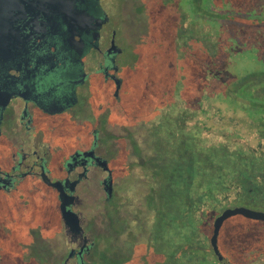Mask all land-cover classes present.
<instances>
[{
    "label": "flooded vegetation",
    "instance_id": "flooded-vegetation-1",
    "mask_svg": "<svg viewBox=\"0 0 264 264\" xmlns=\"http://www.w3.org/2000/svg\"><path fill=\"white\" fill-rule=\"evenodd\" d=\"M153 4L0 0V80L9 76L6 91L13 93L0 121V264H194V154L210 147L198 145H207L200 138L206 130L195 131L193 103L179 106L178 66L151 87L156 90L143 86L144 100L130 106L133 78L147 71L138 62L146 27L157 22L144 15ZM189 32L181 30L187 58ZM209 34L210 27L202 36L207 43ZM142 133L154 137L153 148L133 143ZM132 169L156 190L137 198L119 191ZM223 173L232 180L227 192L235 190L234 207L250 209L244 199L264 193L262 159L232 161ZM62 204L75 215L69 224ZM240 217L246 218L226 219L217 239L234 264L221 238L225 224Z\"/></svg>",
    "mask_w": 264,
    "mask_h": 264
},
{
    "label": "rangeland",
    "instance_id": "rangeland-1",
    "mask_svg": "<svg viewBox=\"0 0 264 264\" xmlns=\"http://www.w3.org/2000/svg\"><path fill=\"white\" fill-rule=\"evenodd\" d=\"M153 1L154 4L151 7L144 9V15L155 16L157 22L149 23L146 27L148 28L147 42L143 49L145 55L138 62L147 71H141L133 78L132 90H134L131 92L130 106L134 108L144 100V97H141L143 86L154 91L156 89L151 87H154L157 82L167 81L172 65L175 64L179 68L177 94L179 106L185 107V103H193L195 114H197L195 131L202 126L206 130L200 138L205 139L207 145H204L202 141L198 144L199 147L214 148L224 145L230 150L229 152L226 149L227 153L231 154V160L241 159V157L235 158L234 155L240 152L244 157L247 155V159L252 160V157L256 160L260 159L264 156V116L256 115L262 112V109L258 108L260 103L255 104L253 101H264V88L258 81L264 74V0H224L233 2V6L237 8L236 13L240 12L239 17L236 18L238 22L218 21L219 24L214 26L218 30L214 31V34H209L208 43L202 36L207 34L208 27L211 28V22H208V18L203 14L195 11L197 5L201 4L202 7V0H193L188 7L186 0L183 2L177 0L176 5L171 0ZM221 2L222 0H213L217 7H220ZM108 8L113 9L111 5ZM127 9L134 14L135 7L128 5ZM220 10L225 13L227 7L217 8L216 12ZM115 13L118 14V12ZM227 18L224 20H228ZM163 21L167 25H164ZM176 27L180 31H176ZM187 28L191 30L190 41L191 37L193 38L189 58L181 49L182 42L187 40L186 36L183 37L181 30L187 31ZM216 32L218 36L215 38ZM217 38L220 41L218 53L210 64V50ZM188 80L191 81L188 82ZM134 100L137 102L134 103ZM251 112L257 117L250 118ZM148 138L150 137L142 133L134 136L133 143L135 142L141 149H146L149 144L150 146L152 144L153 148L154 137H151V140ZM118 145L120 146V142L116 144V147ZM259 145L263 148H259ZM119 159L124 160L123 164H125V157L121 156ZM124 175H130V182H125L124 186L118 183L117 187L126 195L137 198L142 193H151L156 190L154 184L140 182L138 178L140 174L133 169ZM195 181L191 185L195 197L194 204H199L201 209L195 212L194 244L204 247L201 253L195 252V261L200 258L203 264H219L210 246L212 224L222 210L237 206L239 202L234 199L235 190L230 191V194L226 193L229 196L228 200L224 199L226 194L222 191L215 194L213 198V200L218 199L217 202L220 201V203L211 202L208 199L209 196L204 195L201 189L199 191ZM227 184L229 183L226 181L224 185ZM194 185L198 193L195 192ZM244 185L249 186L247 183ZM180 186L185 190V184ZM255 196L260 198L257 192ZM250 209L264 214V203H259L258 206H252ZM249 225L239 218L230 219L224 227L221 247L236 264H264L263 223L259 224V230L256 229L259 236L255 237L247 235ZM3 233L7 234L6 231ZM257 240L261 248L255 242ZM183 263L179 260V264Z\"/></svg>",
    "mask_w": 264,
    "mask_h": 264
},
{
    "label": "trees",
    "instance_id": "trees-1",
    "mask_svg": "<svg viewBox=\"0 0 264 264\" xmlns=\"http://www.w3.org/2000/svg\"><path fill=\"white\" fill-rule=\"evenodd\" d=\"M222 6L224 8L227 7V10L225 11V13L222 12L221 10L219 12H216L217 8L222 9L223 8ZM236 10H237V8L233 6V2H231V1L225 2L224 0H222V2L220 3V7H217L216 4L213 3V0H202V7L200 4V5H197L195 8V11L197 13L204 14V16L207 17L209 19V21L211 22L210 33H212V34H214V31L218 30L216 27H214V26L219 24L218 21L238 22V21H236V18L239 17L238 15H240V12L236 13ZM224 18H227L228 20H224ZM216 36H218V32L215 33V38H216ZM219 42L220 41L218 40V38H217L215 44H213V42H212L213 45H212L211 50H210V60H211L210 64H212L213 58H215V56H217L216 54L218 53L217 51L219 48V45H218ZM215 49H216V51H215ZM261 76H263V77H261ZM261 76H260V80H258V81H260V85L264 88V74H262ZM253 102L255 104L260 103L258 105V108L262 109V112H264V101L256 100V102L255 101H253ZM225 147L226 146H224V145H222L220 147H214V148H212L210 146V148L207 151H203V152L202 151H195V154H194V156H195L194 157L195 178H197V180H198V181L197 180L195 181L196 186L199 189V191H200V189L202 190L204 195L209 196L208 199L211 202L216 201L217 204H219L220 201L217 202L218 199L213 200L215 194H218L219 192H222V191L227 192L228 185H230V182H232L231 179L229 180V179H225L223 177L224 176L223 170H225V171L230 170L232 167V161L251 160V159H247L248 158L247 155L244 157L243 153H241V152L238 154H234L235 158L241 157V159L231 160V154L227 153L228 151L230 152V150L225 148ZM261 159L264 160V157H261L259 160H261ZM252 160L255 161L256 158L252 157ZM206 175H207V179L206 178L204 179L203 177ZM226 175L233 176V173L230 172L229 174H226ZM216 177H220L219 179L224 180V182L227 181L229 184H227V186H225L223 183L222 184L218 183ZM194 190L197 193L199 192V191H196L195 185H194ZM247 192H245V193H247ZM248 195H251V194H248ZM260 197L261 198L256 199L254 201H250L252 198L246 197L244 199V202L245 201L250 202L249 204L253 205V206L259 205V203H264V193H261ZM241 201H243V200H241ZM257 201H258V204L256 203ZM194 209H195V212H197L199 209H201V207L198 204V205L194 206ZM239 220H242L244 222L249 223L251 227L254 226V229L246 231L247 235H249L251 237L259 236V233L256 231V229L258 227H260L259 224H262L260 222L263 220H260V222H256L254 220L241 218V217L239 218ZM259 229L260 228H258L257 230H259ZM261 237L263 238V236H261ZM203 248H204L203 245H196L195 246V252H197V254L199 252L201 253ZM228 257H230V256L228 255ZM196 260L197 261H195V264H203V262H202L203 260H201L200 258H199V260L198 259H196Z\"/></svg>",
    "mask_w": 264,
    "mask_h": 264
},
{
    "label": "water",
    "instance_id": "water-1",
    "mask_svg": "<svg viewBox=\"0 0 264 264\" xmlns=\"http://www.w3.org/2000/svg\"><path fill=\"white\" fill-rule=\"evenodd\" d=\"M99 22H98V28L100 27L101 23L106 20V15L102 13L99 17ZM4 70V69H3ZM5 71V70H4ZM4 73V72H3ZM5 75V73H4ZM0 121L2 118V113L9 101V99L12 97L13 93L10 91H6L8 89V84L9 88L11 87V80L9 76H4L2 80H0ZM8 82V83H6ZM2 88V92H1ZM62 211H63V218L66 222V224H69L70 221L75 217L74 214L66 210V207L62 204ZM235 215H241L243 217L249 218V219H255V220H264V214L256 211H252L250 209H247L245 207H234V208H226L221 212L220 215H218L214 221H213V229H212V235L210 237V245L213 249L214 255L217 257V260L220 264H234L231 261H229L225 256H223L218 248L217 245V239L219 236V232L221 229V226L223 222L228 219L229 217L235 216Z\"/></svg>",
    "mask_w": 264,
    "mask_h": 264
}]
</instances>
